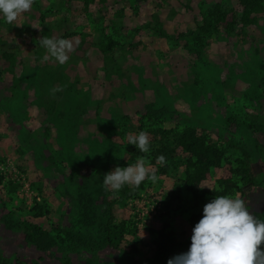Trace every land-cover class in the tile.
I'll return each instance as SVG.
<instances>
[{
	"label": "rangeland",
	"instance_id": "374dc122",
	"mask_svg": "<svg viewBox=\"0 0 264 264\" xmlns=\"http://www.w3.org/2000/svg\"><path fill=\"white\" fill-rule=\"evenodd\" d=\"M214 5L232 26L204 32ZM242 11L239 0H34L13 24L0 18L3 256L23 264H63L68 242L46 252L28 246L14 228L27 221L52 236L59 221L72 231L71 264H166L184 253L153 260L150 233L167 224L177 240L189 239L191 217L214 198L193 207L178 182L187 158L181 148L172 158L177 171L160 175L150 166L157 181H145L135 197L115 206L117 220L135 233L126 234L123 244L132 261L103 243V175L125 167L130 134L145 131L150 143L155 126L192 127L225 149L221 165L200 185L205 190H219L216 181L235 167L240 152L227 146L229 139L251 153L252 173L264 175V13L243 24ZM43 36L72 41L67 63L44 58ZM230 116L235 121L227 125ZM245 118L259 131L245 128ZM176 185L181 200L167 211L163 202ZM79 190L93 200L91 229L77 223ZM246 199L251 212L264 214V185L246 192ZM35 204L47 213L34 217Z\"/></svg>",
	"mask_w": 264,
	"mask_h": 264
},
{
	"label": "trees",
	"instance_id": "16d2710c",
	"mask_svg": "<svg viewBox=\"0 0 264 264\" xmlns=\"http://www.w3.org/2000/svg\"><path fill=\"white\" fill-rule=\"evenodd\" d=\"M89 1L92 2V0ZM239 1L243 6L240 18L243 24H252L255 21V15L264 13V0ZM209 17L208 20L204 21L203 26H201V30L204 32L212 31L216 33L219 31L218 28L226 23V14L219 5L213 6ZM225 26L229 29L232 24L226 23ZM143 116L146 119L150 118L151 115L147 113ZM234 121V118L230 116L226 119V124L232 125ZM242 125L250 131H259V126L256 122L249 118H245ZM152 133L153 141L150 142V151L148 153L139 152L133 145H129L126 148L128 160L124 164L125 167L134 164L137 157L142 156L146 159L147 164L157 166L160 175L171 174L173 171H177V167L172 161L174 152L177 148H181L187 155V158L183 163V170L178 176V182L191 197L194 208H197L208 197L232 193H241L247 202L246 192L248 193L250 190L258 189L264 185V175L258 176L259 174L255 175L251 171V153L239 146L232 139H229L226 141L227 146L240 152V156L235 159V167L230 169L231 174L229 177L216 181L217 187L220 188L219 190H205L200 185L210 170L221 165L225 149L207 136L199 134L192 127L176 130L155 126L152 129ZM259 148L261 149V146ZM160 155L165 156L166 164L160 165L158 163L157 157ZM145 184L146 182L144 181L139 187L126 185L120 190L118 195H113L111 190L105 186L101 187L106 219L102 228L103 243L113 251L123 254L128 261H132V257L131 253L127 250V245H123L125 243L124 236L130 233L135 235V233L134 231H129L124 221L117 220L115 206L122 205L130 198L135 197L144 188ZM180 186L176 185L174 191L164 200L163 207L167 211L174 202L181 200ZM246 188L247 191L245 190ZM78 194L82 208L78 214L77 223L82 227L91 229L95 225L93 200L81 190L78 191ZM31 212L34 213V217L43 216L47 213L45 207L39 204H35ZM201 216L202 211L191 217L190 223L193 227ZM260 217L264 218V214ZM60 218L63 220V215ZM14 228L23 232L24 242L28 246H32L40 252L52 249L63 240L67 241L68 243L65 247L66 253L62 255V259L63 264H71L72 261L67 257V253L76 250L75 235L72 231L65 230L61 221L55 226V236H52L41 226L29 221L21 225L15 224ZM150 233L152 234L151 242L154 246V253L151 256L153 260H162L166 259L170 254L186 252L190 246V238L182 241L177 240L173 231L169 230L167 224H163L157 231L150 230ZM261 247H264V244ZM0 264H23V262L14 257H5L0 253Z\"/></svg>",
	"mask_w": 264,
	"mask_h": 264
},
{
	"label": "clouds",
	"instance_id": "9594fccd",
	"mask_svg": "<svg viewBox=\"0 0 264 264\" xmlns=\"http://www.w3.org/2000/svg\"><path fill=\"white\" fill-rule=\"evenodd\" d=\"M34 0H0V18L13 24L18 17L29 12ZM41 46L46 50L45 59L65 64L73 51L72 41L43 36ZM141 153L150 151L149 134L140 131L127 137ZM160 165L166 164L164 155L157 157ZM150 165L137 157L134 164L115 167L103 175L102 184L113 195H118L126 185L139 187L149 180L155 183L156 172H149ZM264 218L250 211L241 193L216 195L202 208V216L191 230L190 246L184 253L168 259L166 264H264Z\"/></svg>",
	"mask_w": 264,
	"mask_h": 264
}]
</instances>
